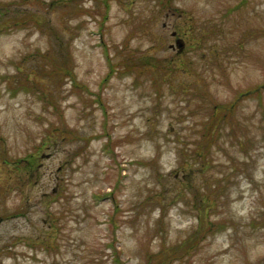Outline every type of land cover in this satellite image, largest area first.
<instances>
[{
  "label": "rangeland",
  "instance_id": "rangeland-1",
  "mask_svg": "<svg viewBox=\"0 0 264 264\" xmlns=\"http://www.w3.org/2000/svg\"><path fill=\"white\" fill-rule=\"evenodd\" d=\"M263 81L264 0H0V264H264Z\"/></svg>",
  "mask_w": 264,
  "mask_h": 264
},
{
  "label": "trees",
  "instance_id": "trees-1",
  "mask_svg": "<svg viewBox=\"0 0 264 264\" xmlns=\"http://www.w3.org/2000/svg\"><path fill=\"white\" fill-rule=\"evenodd\" d=\"M240 9H242V7L238 4V5H236L234 8H232V9H230V12L231 13H233V12H236V11H239ZM264 86H258V87H256V88H254V89H252V90H249V89H247L245 92L246 93H241L238 97H237V99H243V98H249L251 95H256L257 97H259V95H260V92L262 91V90H264V88H263ZM234 106V105H233Z\"/></svg>",
  "mask_w": 264,
  "mask_h": 264
}]
</instances>
